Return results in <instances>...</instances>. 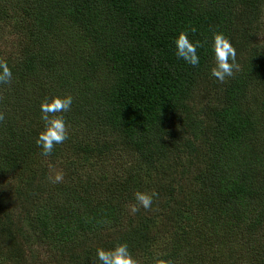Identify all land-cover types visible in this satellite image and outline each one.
Instances as JSON below:
<instances>
[{
	"label": "trees",
	"instance_id": "trees-1",
	"mask_svg": "<svg viewBox=\"0 0 264 264\" xmlns=\"http://www.w3.org/2000/svg\"><path fill=\"white\" fill-rule=\"evenodd\" d=\"M193 27L231 39L233 77L210 76L207 45L176 58ZM0 59V264L123 241L140 264H264V0H0ZM54 95L73 97L69 136L44 157Z\"/></svg>",
	"mask_w": 264,
	"mask_h": 264
},
{
	"label": "clouds",
	"instance_id": "clouds-1",
	"mask_svg": "<svg viewBox=\"0 0 264 264\" xmlns=\"http://www.w3.org/2000/svg\"><path fill=\"white\" fill-rule=\"evenodd\" d=\"M196 28L182 30L173 38L174 54L178 60L184 61L192 67H197L201 63V54L198 49L205 48L211 58L209 68L210 76L219 82H225L227 78L233 77L239 70L237 63V50L231 39L223 32H214L210 42L194 40L191 33H196ZM13 80V71L6 60L0 59V84H10ZM73 97L71 95H54L45 98L40 104L41 120L44 123L43 130L36 138V145L41 150L44 157L50 156L55 147L68 139V125L64 113L71 110ZM51 114V115H50ZM3 115L0 114V120ZM53 182L63 179L61 174L49 177ZM135 199L145 210L150 209L156 193L148 194L137 191ZM132 211H139L136 206ZM93 264H140V261L133 255L127 241L116 242L112 247L105 248L99 246L95 250ZM157 264H171L170 261L159 260Z\"/></svg>",
	"mask_w": 264,
	"mask_h": 264
},
{
	"label": "rangeland",
	"instance_id": "rangeland-1",
	"mask_svg": "<svg viewBox=\"0 0 264 264\" xmlns=\"http://www.w3.org/2000/svg\"><path fill=\"white\" fill-rule=\"evenodd\" d=\"M122 160L124 159V155H123V157L121 158Z\"/></svg>",
	"mask_w": 264,
	"mask_h": 264
}]
</instances>
